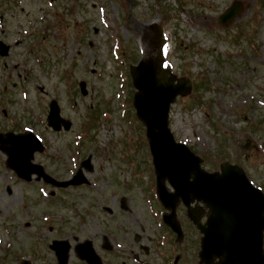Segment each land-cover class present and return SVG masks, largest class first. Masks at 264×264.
<instances>
[{"label":"rangeland","instance_id":"obj_1","mask_svg":"<svg viewBox=\"0 0 264 264\" xmlns=\"http://www.w3.org/2000/svg\"><path fill=\"white\" fill-rule=\"evenodd\" d=\"M242 1L243 13L223 27L219 17L234 0H0V40L12 47L0 58V132L39 135L47 148L36 162L62 180L88 158L93 167L86 174L90 185L56 190L54 203L40 193L42 184L17 181L0 152V264L23 258L58 264L48 247L70 239L71 230L72 247L74 240L89 238L97 251L101 232L119 248L133 243L136 233L154 241L162 235L174 244L161 226L155 189L146 187L155 176L145 128L131 106L135 90L122 72L128 66L129 74L130 65L116 51L127 48L130 58L144 61L157 54V33L143 31L148 21L171 37L165 59L172 73L196 87L171 107L176 141L200 156L205 170L219 172L230 163L264 189V0ZM52 99L73 122L72 131L47 127ZM106 111L114 113L111 121ZM91 119L92 132L79 139ZM177 215L185 234L178 244L181 264H197L200 235L182 205ZM69 259L85 264L73 249Z\"/></svg>","mask_w":264,"mask_h":264},{"label":"water","instance_id":"obj_2","mask_svg":"<svg viewBox=\"0 0 264 264\" xmlns=\"http://www.w3.org/2000/svg\"><path fill=\"white\" fill-rule=\"evenodd\" d=\"M239 11V8L232 9L226 16L232 19ZM8 50V47L0 44L2 56L7 55ZM132 76L139 90L135 96V107L139 119L147 127L154 156L159 197L172 209L170 218L174 219L175 226V206L179 198H183L185 205L200 200L212 209L207 225L201 227L198 219H194L204 234V252L208 248L216 249L218 254L215 256L221 260V264H264V194L251 185L244 171L238 167L224 165L221 174L203 171L201 159L184 144L176 143L168 129L170 105L178 95L188 94L192 84L181 79L175 85V77L159 72L150 63L132 67ZM81 86L83 94H86L85 85ZM48 122L56 130H60L61 123L65 129L70 127L59 117V107L55 101L50 105ZM0 150L7 154L8 166L20 177L31 180L32 174L43 175L41 168L31 163L35 152L42 150L32 133L0 134ZM166 180L175 189L174 194L167 192ZM66 255V250H60L62 262L66 261Z\"/></svg>","mask_w":264,"mask_h":264},{"label":"flooded vegetation","instance_id":"obj_3","mask_svg":"<svg viewBox=\"0 0 264 264\" xmlns=\"http://www.w3.org/2000/svg\"><path fill=\"white\" fill-rule=\"evenodd\" d=\"M124 208L125 206L122 204L121 209L126 211ZM165 230L167 235L169 233L172 234L174 244L162 241V235L158 240L154 241L149 235H146L147 237L143 238L136 233L134 235L133 243L128 244L127 248H119L111 240L110 235H106L104 232H101L103 237L101 244L99 245L100 250L97 251L96 248L94 249L102 264H181L183 254L180 252L178 247V244L180 243L176 241L177 235L167 228H165ZM76 243L77 245H75L72 249L78 257L77 253L79 252V244L81 243H79V240H77ZM118 249L125 251L124 254L126 256V260L121 259V254H119ZM52 255H54V253ZM114 259H118V262H114ZM69 262L70 259H67L66 263L69 264ZM57 263L59 264V261H57Z\"/></svg>","mask_w":264,"mask_h":264},{"label":"bare ground","instance_id":"obj_4","mask_svg":"<svg viewBox=\"0 0 264 264\" xmlns=\"http://www.w3.org/2000/svg\"><path fill=\"white\" fill-rule=\"evenodd\" d=\"M144 32L148 34V30H146V31H144Z\"/></svg>","mask_w":264,"mask_h":264}]
</instances>
